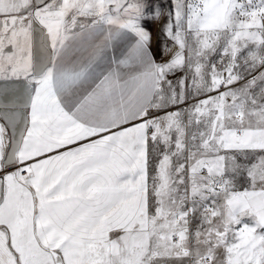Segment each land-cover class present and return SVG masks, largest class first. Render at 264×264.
Listing matches in <instances>:
<instances>
[{"label":"snow or ice","instance_id":"obj_1","mask_svg":"<svg viewBox=\"0 0 264 264\" xmlns=\"http://www.w3.org/2000/svg\"><path fill=\"white\" fill-rule=\"evenodd\" d=\"M0 264H264V0H0Z\"/></svg>","mask_w":264,"mask_h":264}]
</instances>
